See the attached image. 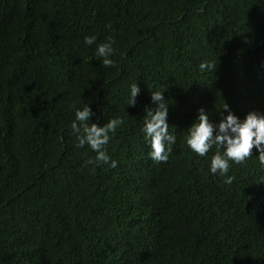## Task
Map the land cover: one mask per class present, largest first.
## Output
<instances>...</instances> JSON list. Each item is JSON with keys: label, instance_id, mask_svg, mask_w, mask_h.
Wrapping results in <instances>:
<instances>
[{"label": "trees", "instance_id": "trees-1", "mask_svg": "<svg viewBox=\"0 0 264 264\" xmlns=\"http://www.w3.org/2000/svg\"><path fill=\"white\" fill-rule=\"evenodd\" d=\"M161 87L176 142L154 163L142 116ZM223 101L240 119L264 113V0H0V264H126L120 238L142 264H264L258 153L225 184L208 170L215 147L185 143L197 109L217 123ZM85 103L90 123L123 120L104 146L115 167L76 146Z\"/></svg>", "mask_w": 264, "mask_h": 264}, {"label": "clouds", "instance_id": "clouds-1", "mask_svg": "<svg viewBox=\"0 0 264 264\" xmlns=\"http://www.w3.org/2000/svg\"><path fill=\"white\" fill-rule=\"evenodd\" d=\"M96 41L95 35L85 36L83 43L92 45ZM115 40L108 36L104 42L96 44L95 54L101 58L100 62L104 67L114 66V61L110 58L115 49ZM200 72L213 71L215 65L207 60L198 64ZM165 88L150 92V106L143 108V127L141 132L143 138L149 146L148 156L154 163L165 162L172 151V145L176 142L174 134L169 132L167 124L169 103L164 98ZM140 93V88L136 82L130 83L126 104L134 106L136 97ZM74 108V119L71 121V132L76 138V146L87 145L94 153L95 157L89 158L86 164L100 166L107 164L116 166V161L111 160L105 151L110 134H115L117 128L123 124L120 118L109 119L103 125L90 123V118L94 115L88 103L83 107ZM226 115L213 123L209 119L208 113L203 107L197 109V115L192 124L187 127L185 137L186 146L196 155L204 157L210 149L215 147V152L210 158L209 172L213 175L224 177L223 183L231 184L234 177L228 175L231 164L242 165L251 157L252 150L258 153L257 160L261 169H264V113L258 111L248 112L243 119L234 115L229 105L223 101L221 106ZM264 182V181H262ZM115 253L121 261L126 264H142V261L135 259L132 245L119 239L115 248Z\"/></svg>", "mask_w": 264, "mask_h": 264}]
</instances>
